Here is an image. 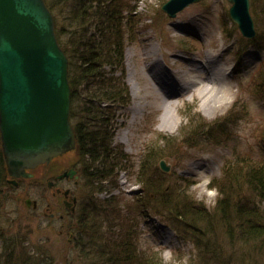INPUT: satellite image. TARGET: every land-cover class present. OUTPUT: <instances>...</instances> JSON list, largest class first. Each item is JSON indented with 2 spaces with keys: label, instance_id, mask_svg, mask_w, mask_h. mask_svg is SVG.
I'll return each instance as SVG.
<instances>
[{
  "label": "rangeland",
  "instance_id": "374dc122",
  "mask_svg": "<svg viewBox=\"0 0 264 264\" xmlns=\"http://www.w3.org/2000/svg\"><path fill=\"white\" fill-rule=\"evenodd\" d=\"M128 1L135 7L138 40L126 49L125 79L132 100L123 109V125L115 143L123 148L127 160L124 173L118 175V186L107 184L105 189L115 191L117 197L105 205L111 213L98 212L94 202L90 203L91 195L107 197L90 193L86 183L80 218L69 223L60 219L62 207L47 209L51 194L44 190L46 180L38 177L25 182L9 196L3 195L1 185L0 264H85L78 235L86 206L91 208L90 215L98 212L99 222L104 218V228L112 231L109 236L119 239L121 232H132L134 246L146 255L155 253L161 264H264L262 251L248 253L255 242H245L235 216L236 203L255 205L258 199L241 182L244 175L233 183L225 215L214 214L220 210L218 188L227 181L228 173L239 172L243 161L264 162V1L252 0L254 39L244 37L230 18L228 0H201L175 17L162 10L167 0ZM208 53L215 58L213 65L221 67L212 77L231 98L225 105L205 103V93L199 92L207 81L203 76L184 94L170 97L165 93L176 90L167 85L162 90L158 81L164 78H152L157 60L177 83L194 64L200 71H191L189 77L196 80L206 70L203 66L209 65ZM187 115L194 119L191 124ZM175 116L180 118L179 125L171 128ZM218 123H223L219 130L204 132L205 125L217 128ZM167 142L170 150L165 149ZM75 156L72 151L54 159L53 164L65 165ZM162 159L170 165L169 171L161 169ZM142 164L146 166L144 176L159 177L169 194L183 193L193 200L201 218L170 214L163 205L155 207L148 201L140 204L137 194L144 188L137 173ZM212 183L218 188H211ZM20 194L21 202L17 199ZM27 196L41 200L38 210L26 206ZM113 204L119 212H113ZM259 205L264 209V201L259 200ZM196 235L202 239L200 244Z\"/></svg>",
  "mask_w": 264,
  "mask_h": 264
},
{
  "label": "trees",
  "instance_id": "16d2710c",
  "mask_svg": "<svg viewBox=\"0 0 264 264\" xmlns=\"http://www.w3.org/2000/svg\"><path fill=\"white\" fill-rule=\"evenodd\" d=\"M264 1V0H262ZM56 22L59 42L69 58V80L72 88L71 121L77 144L75 161L79 166L90 193H99L107 184L116 186L118 174L125 167L127 154L115 144L117 130L123 125V109L131 102V90L126 82V49L138 40V20L134 5L128 0H46ZM264 8V5H262ZM190 124L194 121L188 116ZM205 125L204 132L219 130L223 123ZM215 126V127H216ZM198 128L199 126L196 125ZM166 138V137H165ZM165 149H171L169 142ZM158 151V150H156ZM248 162V163H247ZM145 164L137 173L143 183V192L137 194L139 203L150 202L162 206L170 214L199 220V208L183 193L169 194L159 177L144 176ZM4 160L0 148V185L4 180ZM145 172V173H144ZM249 190L264 201V162L243 161L240 170L230 175L218 188L221 197L219 209L214 214L225 215L231 205L233 183L241 179ZM153 194V195H152ZM97 211L111 213L107 204L115 202L111 195L105 199L91 195ZM256 199L255 205L236 203L235 216L240 220L239 230L245 242H255L248 253L262 251L264 254V209ZM118 201H116V205ZM113 204V212L120 208ZM92 206V205H91ZM86 206L84 219L80 220L79 248L85 264H161L155 253L144 254L132 242V232H121L119 239L109 236L110 229L103 226V217L90 215ZM117 210V211H115ZM118 215V214H117ZM99 222V223H97ZM114 232V231H113ZM200 244L202 239L195 237ZM131 243V244H129ZM210 259H217L211 257ZM222 264V263H221Z\"/></svg>",
  "mask_w": 264,
  "mask_h": 264
},
{
  "label": "water",
  "instance_id": "95a60500",
  "mask_svg": "<svg viewBox=\"0 0 264 264\" xmlns=\"http://www.w3.org/2000/svg\"><path fill=\"white\" fill-rule=\"evenodd\" d=\"M199 1L167 0L162 10L175 17ZM228 1L241 34L254 38L252 0ZM71 106L69 58L46 0H0V140L10 175L32 176L29 169L76 148Z\"/></svg>",
  "mask_w": 264,
  "mask_h": 264
},
{
  "label": "flooded vegetation",
  "instance_id": "af4514ba",
  "mask_svg": "<svg viewBox=\"0 0 264 264\" xmlns=\"http://www.w3.org/2000/svg\"><path fill=\"white\" fill-rule=\"evenodd\" d=\"M1 148V147H0ZM2 152V149H1ZM3 154V152H2ZM4 160V156H3ZM54 159L49 163L40 164L28 171L32 173L29 177H14L7 171L6 163L4 160V180L2 185L3 195L9 196L12 191L22 188L25 182H30L40 177L46 180L45 191L51 194V197L47 199L45 203L47 209L56 205L62 207L64 212L61 213L60 219H63L69 223V221H75L80 218V211H82V189L87 182L75 160L69 161L67 164L61 166H55L53 164ZM46 167L45 171H40L41 168ZM68 172V175L59 177L60 175ZM0 185V187H1ZM23 195L17 197L21 202ZM29 200V201H28ZM41 200L38 198H32L27 196L25 198L26 206L31 210H38L41 206ZM48 214V213H47ZM55 212L50 213V217H54Z\"/></svg>",
  "mask_w": 264,
  "mask_h": 264
},
{
  "label": "bare ground",
  "instance_id": "6f19581e",
  "mask_svg": "<svg viewBox=\"0 0 264 264\" xmlns=\"http://www.w3.org/2000/svg\"><path fill=\"white\" fill-rule=\"evenodd\" d=\"M215 61V58L213 55H211L210 53H208L207 55V62L209 63V65L207 66H203L205 67V71H201V75L198 78V74H197V78L196 80H192V78H190V72H198L200 71L198 69V67L194 66V64H191V68L186 71L183 75L181 76L180 82H176L173 81V78H171L158 64L157 60L154 61L155 67L156 69L151 70L152 71V78L156 79L158 78H164L159 80V84H160V88L162 89L163 87L170 86L171 88H173L176 91L170 92L166 94V97H170L173 94H184L186 91L190 90V87L194 85V83H197L199 81V79L202 78V76L204 78H206V83L203 85V87L199 90L200 93H205L204 96V101L205 103L208 102L209 104L213 105L214 107L220 106L219 103H221L222 105H225L226 103H229L231 98L229 96L225 95V90L223 89L224 86L218 84V82L216 80L213 79V74L212 73H216L217 71L221 70V67L218 66H214L213 62ZM160 75V76H159ZM157 77V78H156ZM201 82H205V80L202 79ZM178 85H180L178 87ZM164 90V88L162 89ZM182 92V93H181ZM222 92V93H221ZM166 101H168V98L165 99ZM170 104H174L177 105L176 101H170ZM179 121L180 118L179 116H175L173 122L171 123L170 127L171 128H177L179 125Z\"/></svg>",
  "mask_w": 264,
  "mask_h": 264
}]
</instances>
